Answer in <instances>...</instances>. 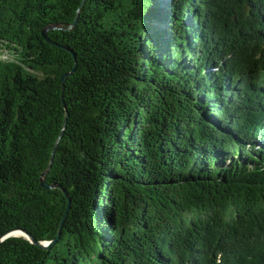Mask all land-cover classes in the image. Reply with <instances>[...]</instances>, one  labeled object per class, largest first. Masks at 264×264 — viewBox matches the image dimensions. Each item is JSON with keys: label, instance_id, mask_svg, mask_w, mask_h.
<instances>
[{"label": "trees", "instance_id": "trees-1", "mask_svg": "<svg viewBox=\"0 0 264 264\" xmlns=\"http://www.w3.org/2000/svg\"><path fill=\"white\" fill-rule=\"evenodd\" d=\"M82 1L0 0V263L264 264V0Z\"/></svg>", "mask_w": 264, "mask_h": 264}, {"label": "water", "instance_id": "water-1", "mask_svg": "<svg viewBox=\"0 0 264 264\" xmlns=\"http://www.w3.org/2000/svg\"><path fill=\"white\" fill-rule=\"evenodd\" d=\"M84 2H85V0L82 1V4H83ZM77 20H78V15L76 16L75 21H74L70 26H67V27H64V28H66V29L71 28L72 25L75 24V23L77 22ZM54 26H55V27H56V26H57V27H60L59 25H52L51 27H54ZM48 28H49V27H48ZM48 28H45V29L42 30V35H43V37L46 38L49 42L54 43L53 41H50V40L48 39L47 35H46V31H47ZM65 78H66V75L63 76V78H62L63 81H65ZM66 116H68V113H66ZM65 124H66V120H65ZM62 133H63V131L60 133L59 138H60V136L62 135ZM59 138L57 139V142H56V144H55V146H54V148H53V151H52V154H51V159H50V162H49V167H48L47 171H48L49 168L51 167L52 158H53V155H54V150H55V148H56V146H57V143L59 142ZM45 173H46V172L43 173V176H42V179H41V184H42L44 187H46V188H51V187H53L54 185L48 184V183L46 182V180H45ZM15 230H19L20 233H19V234H16V233L14 232ZM12 235H15V236L22 235V236L28 238V239H29L31 242H33L34 244L40 246L41 248H47V247H49V245L54 241V240H50V241H49V240H38V239H36V237H35L33 234H31V233H30L29 231H27L25 228L17 227V228H14V229L9 230V231H7L5 234H3V235L0 237V243H1L2 240H4L5 238H7V237H9V236H12ZM0 264H1V263H0Z\"/></svg>", "mask_w": 264, "mask_h": 264}, {"label": "bare ground", "instance_id": "bare-ground-1", "mask_svg": "<svg viewBox=\"0 0 264 264\" xmlns=\"http://www.w3.org/2000/svg\"><path fill=\"white\" fill-rule=\"evenodd\" d=\"M14 232H15L16 234H19V233H20V231H19V230H15Z\"/></svg>", "mask_w": 264, "mask_h": 264}]
</instances>
